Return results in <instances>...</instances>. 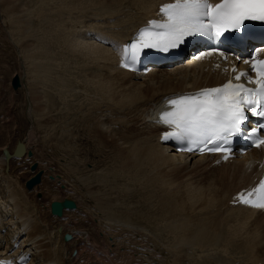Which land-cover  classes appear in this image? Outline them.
Listing matches in <instances>:
<instances>
[{"label":"bare ground","instance_id":"6f19581e","mask_svg":"<svg viewBox=\"0 0 264 264\" xmlns=\"http://www.w3.org/2000/svg\"><path fill=\"white\" fill-rule=\"evenodd\" d=\"M0 1L2 2L1 5H4L5 3L9 7L6 9L3 8L5 11H1L2 13L9 11L13 19H15L14 16H17V49L20 50V59L23 58V65H21L23 69L22 67L20 68L24 74V76H18L21 79V89L27 87L30 94V96L28 95L30 97V102L29 100L27 101L28 107H26V114H28L31 122L29 139H31L34 143L36 142V139H39L40 143L43 146H46L47 143L41 138L43 133H41L43 130L42 124L43 122H46V124L44 123L45 125H47L48 122H50V124L55 123L51 119L52 115L50 114L52 110H50L51 102L49 103L48 101L49 94L47 90L50 88H48V85L55 86L57 82L62 85L63 88H68V91L71 87H73L72 89L74 90H72V96L77 99L80 97L76 96L77 92L78 94L86 93L88 96H92L94 98L96 93L92 90V85L97 82L99 86H102V88L107 90V85L105 84L112 82L111 80L114 78L117 79V75L118 77L121 76V88H124V90L129 89L130 92L128 91L129 93H125L127 96V98L124 97L125 100H123L124 98L113 99V97V104L110 102L111 104L108 105L104 111V118L106 117L105 120L108 121L112 117L116 116L118 117V121H121L120 119L124 117L122 121L125 122L126 118L131 122V126L134 125L138 127L140 131L139 133L141 134L140 146L133 149L132 153L127 155L129 156L128 158H126V155L124 156L126 159H123L122 155L120 156L121 159H119L121 160V167L124 169L126 168L127 170L132 169L138 178L145 173V169L147 168H152L153 170L156 167L161 166V162H164L165 167H161L166 169V165H168L166 163H169L168 166L170 167L171 163L174 166L172 167L173 170L176 167L179 169V172H183L185 174L189 173V175L192 176L194 175L193 179L195 178L197 180L193 184L197 186L198 191L203 190L205 186L201 184L198 179L204 177L203 174H205V183L209 184V182L213 181V172L220 168H229L231 170L241 168V171L243 172L242 174H244L246 178V183H243L242 185H239L238 183L232 192L229 191V193L228 191H223L220 195H218L215 198V201H213L214 205L212 210L207 209V211L204 210L202 213L199 209V212H197L198 210L196 211L195 209L198 207L195 208V204L192 202L194 205H190L192 208L190 210L192 212L195 208L194 211L196 212H194V215L189 213L190 216L188 215L185 220H182L179 216V223H177L175 217V219L171 220V222L167 225V228L177 236V242L175 243L178 244L177 250L179 256L176 259L179 260V264H264V214L262 212H255L236 206L240 192L242 194L244 190L255 187L260 182L263 173V153L255 150L247 152L245 155H238L234 160L222 162L221 157L212 158L210 156H198L196 154H187L183 152L178 154L176 147L163 142V135L167 132V129L159 124V115L168 107L169 100L183 95L195 94L204 88L215 86L223 82L222 74L218 70L212 69V63L209 61L212 59H187L182 63L164 66L161 68H152L151 72L147 76H144L142 73H132L121 68L122 60L118 55L117 50L131 41L133 34L138 30V28L148 25V22L152 19H159V9L162 5L173 3L175 0H99L100 3H102L101 5L99 4L100 7L96 6V4L98 5L96 1H90V4H92L91 6H96V15L93 13L95 18L93 16V18H88L91 17V15L88 13L87 15L89 16L85 15L86 11L83 12L84 14L80 15L84 17L77 21L76 27L80 26V30L82 31L81 33L74 32L72 28L71 31L68 30L67 25L69 24L65 23V21L68 20H64L65 18L61 16L63 19L62 21L59 14L63 13V8L70 5L73 7L70 10L71 14L74 12L73 10L80 11L87 7L88 4L85 7L83 6L88 2H80V4L78 3L77 6H75L76 2H71L69 0ZM54 1L56 2L54 3ZM104 1L109 2L106 3ZM214 1L218 2L219 0ZM50 4L56 8L59 6V9L61 7L63 11L60 10L58 15H55L57 11L53 14V10H47L48 7L51 6ZM1 5L0 10H3V6ZM46 7L47 9H45ZM35 8H37V10L41 9L46 13L44 14L45 21L50 27H47L46 24L41 21L46 27L42 29V32H40L42 34L38 31V35L40 34V37L35 35L36 38L35 41H33L35 42V47L31 48L28 41L33 38L35 32L39 30L40 27H37V23H35L34 27L30 28V31H27V27L24 22L27 18L24 17H32V14H34L33 12L37 11ZM56 8L54 10H56ZM90 10L93 11L92 9ZM54 18H57L58 24ZM75 19L77 18L75 17ZM15 21L16 20L13 22ZM36 22H40V19L39 21L36 20ZM20 28L22 29L21 31ZM94 30L97 31L94 40L90 41L89 38L86 40L85 35L87 33L93 34L95 32ZM47 31H50L48 33L49 35L46 33ZM77 33H79V35ZM44 34L47 37H43ZM33 46L34 45H32V47ZM189 55H191V53ZM30 61H33V70L31 69L32 63ZM35 74H37V79ZM34 79H36V82H34ZM108 80H110V82ZM34 83H36L37 89L41 90L40 92H35L36 88ZM45 88L47 89L46 91ZM121 91L123 92L122 89ZM116 96L121 97L119 93ZM71 105H73V103H71ZM82 109L80 111H82ZM58 128L59 130L64 129L61 125H58ZM100 129L103 132H106L105 129L101 127ZM132 131L134 132L135 130ZM63 135H67V133ZM63 135L58 137V140H61V143L64 137ZM52 137L54 138V134ZM131 140L132 138L129 141ZM21 143H24L28 150V144L24 141ZM8 149L10 150V148ZM123 151L125 152L124 149ZM123 151L121 153H124ZM78 152L80 153L81 151ZM78 152L72 148L71 150H68L67 154H65L66 156H71L70 153L76 155ZM29 153L30 151H27L26 155L23 158H20V160L23 159L24 161H27ZM56 158L58 157H55V159ZM158 158H160L159 160L161 161L159 162V165ZM55 159L51 162H56L57 159ZM60 160H62V158ZM14 161L19 162V160L11 161L9 164V168L11 170L13 169L12 163ZM77 161L78 160H72V163H76ZM66 162L69 161L66 160ZM70 163H68L67 167H65L66 170H70ZM6 166L4 157L1 156L0 168L3 167L5 169ZM161 167L159 168L163 169ZM72 170L74 171V169ZM167 170L169 169L167 168ZM152 172H154V170ZM39 173H42L41 183L38 184L41 187L46 181L43 180L45 175L44 172L41 171V169L39 171L38 168L35 175ZM66 174L68 173L66 172ZM76 174L77 173L75 172V175ZM6 177L8 185L4 184V189H6L8 193V198L5 210L2 209L0 213H2V211H8L10 214L12 213V217H8L10 220H7L8 218H5V215L4 217H0V261L9 264H18L21 259L32 257L31 264H79L82 259V254L85 253L87 257H85L87 261L85 264H105L104 261H106L107 264H114L115 261L121 260V253L117 251L116 253L111 250L110 246L112 243L110 244L109 242V232H111L116 234L114 237V244L116 243L118 246H122L123 244L128 248V250L125 248L124 252H128L127 255L133 264L134 262L136 263L135 258H133L134 255H131L133 249H135V253H137L138 256L142 255V257L140 256L141 259L139 257L138 258L140 259V262L142 261L145 264H170V262H172H169V260L172 259H170V257H172L171 252L167 250L169 254L166 253V248L164 249L162 246L164 244L163 239L160 238L163 237L162 232H165V230L163 231V229L158 227V223L164 220L162 217L173 209V206L168 199V193V197H165V199L163 198L164 201H160L161 208L158 209L159 211L156 210V213L152 210H132L133 208L127 212L123 211L120 213V211H118L119 213H116L118 205H113L111 203L114 200H110L109 194L97 197L99 194L91 190L92 184L90 186L85 185L84 183V186L79 185L77 184L78 180H76L74 176V179L76 180V182H74L76 185H72L71 192L78 194V197L80 195V202H84L83 204L86 207H84L86 211H79L77 206V209L71 211L70 214L83 217L84 220L86 219L88 226H91H89L91 230L88 229V231L82 228L76 229L75 227L72 228L69 226V223L65 221V219L72 221V216L75 215H72L69 219L66 215V211L64 212L62 218L58 217L53 218L51 221H47L45 213L47 210L44 211L40 204L36 203V191L34 193H28L27 187L25 190L23 186H20V183L18 182L19 178L13 175ZM66 177L69 176L67 175ZM99 177L102 178V176ZM157 178L159 179V175H157ZM52 179V181L56 180L55 178ZM6 180L2 182L5 183ZM100 180V178L99 180L97 178L96 181L99 182ZM159 180H157V182ZM148 181V192L146 190L144 191L148 193V200H150L155 195L154 190L155 185L157 184H155L156 181L153 177L148 176ZM61 182H63V184ZM61 182L60 183L64 186H66L65 184H68V182L65 183L63 180ZM79 183L82 184L81 182ZM167 183L169 184V182ZM38 185L28 191L32 192L35 188L39 190L40 187H38ZM159 186L161 187L160 184ZM233 187L234 186H232V189ZM237 195L239 196L236 198ZM190 198L191 197H189V199ZM182 201H184V198ZM187 205L189 204L187 203ZM51 206L49 209L50 212ZM111 206L116 207V210H114L115 212L112 211L114 208ZM8 208H11L12 211ZM110 208H112V210ZM190 210H188V212H190ZM217 214L222 216L221 223H218L215 220ZM16 224L17 226L15 228ZM7 227L8 229H12L14 227L12 232L14 234L12 238L8 240L5 236H3V232L7 229ZM116 231H118V233H116ZM65 235H71V241L67 243L64 242ZM120 235H125L126 239ZM111 236H113V234ZM120 237L124 240H120ZM175 238L172 239L174 240ZM21 239L23 240V243L20 242ZM19 242L20 245L16 248L14 245ZM5 243L7 245V249L3 250L2 247ZM170 248L171 247H169V249ZM9 249L15 250V253L7 252ZM74 251H76L77 254L75 253L73 257ZM82 261L83 260H81V262ZM121 262L122 264H125L123 263V260H121Z\"/></svg>","mask_w":264,"mask_h":264},{"label":"rangeland","instance_id":"374dc122","mask_svg":"<svg viewBox=\"0 0 264 264\" xmlns=\"http://www.w3.org/2000/svg\"><path fill=\"white\" fill-rule=\"evenodd\" d=\"M69 1H71V2L75 1L76 2L75 6H77L78 3L80 4V2H88V3H85L83 7H85L87 4L88 5L86 8H84L80 11L73 10L74 12L72 14L70 12V10L73 8L71 5H70L71 7L68 6V7L63 8L64 11L61 9V7L59 9L58 8L59 6H57V8H56L52 4H50L51 6H49L50 9H49V7H48V9H47V7L45 9L53 10L52 11L53 14L56 13V11H57V13L55 15H58V13H60V10H62L63 13H60L59 15H60V17L62 16L63 18H65L64 20H68V21H65V23L69 24V25H67V29L71 31V28H72V30L74 32L81 33L82 31L80 30V26L76 27L77 21L82 19V17H84V16H80V15L84 14L83 12L86 11L85 15H87V13H88L89 15H91V17H88V18H93L96 15V8L95 7L96 6L100 7V5L102 3H100L99 0H94V2L96 1V3H98V5L96 4V6L95 5L91 6L92 4H90V1H93V0H82V1L81 0H69ZM55 2L56 1H54V3ZM104 2L108 3L109 1H104ZM1 4H2V2L0 3V5ZM1 6H3L2 9L3 8H5V9L9 8L8 5L5 3H4V5H1ZM55 8H56V10H54ZM35 9L37 10V8H35ZM86 9H88V10H86ZM90 9H92L93 11H91ZM1 11H5V10L4 9L0 10V13H2ZM41 11H42L41 9H38L37 11L33 12L34 14H32V17L31 16L24 17V18H27L24 21L25 25L27 27V31H30L29 29L33 28L35 23H37V25H36L37 27H40V29L35 32L33 38L29 39V41H28L29 45H31V48L35 47V42H33V41H35V38H36L35 35L40 37V34H42V33H40V32H42V29H44L46 26L50 27L49 24L48 23L46 24V21H45V15L44 14H46V13L43 11L41 12ZM8 13H9V11L2 13L3 15L0 14V158H1V156H3V151L6 148H10V151L13 152L14 149L16 148L17 144L19 142H22V141H24L26 144H28V147H29L28 151L32 152L33 157L32 158L28 157L27 161H24L23 159L19 160V162L14 161L12 163L13 169L11 170L9 168L8 172L6 170L7 166L5 167V169L3 167L0 168L1 169L0 170V211L2 209L5 210L6 201L8 198V193H7L6 189H4V184L8 185V182L6 180V178H7L6 176H9V175L12 176L13 175V176L19 178L18 182L20 183V186H23L26 190V182H28L32 177H34V175L36 173V172L31 171V165L34 163L39 165V167H38L39 171L41 169V171L44 172L45 175H44L43 180H45L46 182L41 187L38 185V187H40L39 190H37V188H35V190H33L32 192H29L28 190H27V192L28 193H34L36 191V193H37V194H35L36 203H39L40 206L44 209V211L47 210L45 212L47 221H51L53 218H55L54 216H52L51 212L49 211L51 204L53 202L63 201L66 198L72 199L73 201H75L77 206H78L79 211H86V209H85L86 207L83 204L84 202L83 203L80 202V200H81L80 195L78 197V194L71 192V190H72L71 187H72V185H76V183H75L76 180H78L77 184H79V185L84 186V184H85V185L90 186L92 184L91 190L94 191L95 193L99 194V195L96 194V195H98L97 197H99L101 195L109 194L110 200L111 201L114 200L115 203L117 202L116 204L114 203V201L111 202L113 205H118L117 208L115 206L114 207L111 206L112 208H114L113 210H112V208H110L112 211L117 209L116 213H119L118 211H120V213L123 211L127 212V211L131 210L132 208H133L132 210L139 209V210H152L153 212H155L156 210L159 211L158 209L161 208V205H160L161 202L160 201H164L165 197L167 198L169 196L168 199L170 200V202L173 206V209L171 210L172 212L171 211L167 212L165 214V216L162 217L164 220H162L160 223H158L159 226L158 225L157 226L160 227V229H163V231L165 230V232H162L163 237H160V238L163 239L164 244L162 246L164 247V249L166 248L165 251L168 250L169 252H171L172 257H170V259L171 258L172 259L169 260V262L170 261H172V262H170V264H179V260L176 259L179 256L178 250H177L178 244L175 243V242H177V236L170 229L167 228V225L171 222V220L175 219V217H176L175 220L177 221V223H179L180 217L182 220H185L187 218V216L189 215V213L194 215L195 214L194 212H196L197 210H198L197 212H199V209L202 211V213L204 212V210L207 211V209L212 210L213 205H214L213 201H215V198L218 195H220L223 191L232 192V190H234V188L238 185V183H239V185L246 183V178H245V175L242 174L243 172L241 171V168L234 169V170H231L229 168L217 169V171L213 172L214 178H213V181L209 182V184L205 183L206 182V179L204 178L205 174H203L204 177L201 176L202 178H200L198 180L200 181L201 184H203L205 186H204L203 190L198 191L197 186H195V184H193L197 180L195 178L193 179L194 175L192 176V175H189V173L185 174L183 172H179V169L176 167H175L176 169L174 168V170H173L172 167H174V166L171 163H170L171 167L168 166L169 163H166V164H168V165H166V167L169 169V170H167V168L166 169L163 168V167H165V165H164L165 163L161 162L159 160L160 158H158V165H159V162H161L160 165L163 167H161V166H159V167H161L163 169L156 167L158 170L155 168V169H153L154 172H152L153 171L152 168H147V169H145V173L143 175L139 176L138 178L136 177V173L132 169L127 170L126 168L124 169L123 167H121L122 165L120 162L121 161L120 156L122 155V158L126 159L129 157L127 155L131 154L133 149L138 148L140 146L139 144H141V134L139 133L140 131H139L138 127L134 126V125L131 126L132 125L131 122L128 121L126 118H125V122H123L122 119H124V117L122 119H120L121 121H118V117H116V116L112 117L108 121L105 120L106 117L104 118V115H105L104 111L106 110V107L111 104L110 102H112V104H113V99H118V98L123 99L124 97L127 98L126 94L130 92L129 89L124 90V88H121L122 86H120V83L122 82V80H121L122 77L121 76L118 77V75L116 77L117 79L114 78L113 80H111L112 82H110V80H108L110 82V83H108L109 85L105 84V85H107L106 86L107 90L105 88H102V86H99L97 82L94 85H92V90L96 93L95 94L96 96H94L95 99L92 96H88L86 93L78 94V92L76 93V96L77 97L80 96V97H79V99H77L74 96H72L73 95L72 90H74V89H72L73 87H71V89L69 90L70 91V93H69L68 88H66V87L63 88V86L57 82H56L55 86H52V85L49 86L48 85V88L49 87L50 88L48 90L45 88V91L47 90V92L49 94L48 95V101H49V103L51 102L50 103V105H51L50 110H52V112L50 113L52 115L51 119L56 124L55 123L50 124V122H48L47 125H45L46 122H43V124H42L43 130L41 131V133L42 132L43 133H42L41 138L43 141H45L47 143L46 146H43L40 143L39 139H36V142L34 143L31 139H29V136H30L29 133H30V127H31L30 123L31 122H30V118H29L28 114H26L27 113L26 107H28L27 101L29 100V102H30V97H29L30 94H29L28 88L25 87L24 89H19L18 91L13 90V88H12L13 78L16 75L17 76L19 75L20 77L22 75L24 76V74L22 71L23 67L21 66V65H23L22 64L23 58L20 59V57H19L20 50L17 49V37H16L17 36L16 35V32H17L16 31L17 16H14L15 19H13V17H11L12 15L10 13L9 14ZM37 13H38V15H37ZM35 15H37V16H35ZM89 15H87V16H89ZM38 16H40V17H38ZM62 17H61V19H62ZM75 17L77 19H75ZM28 19L29 20L31 19V20L29 21ZM39 19H40V22H36V20L39 21ZM83 19H85V18H83ZM10 20H12V21H10ZM14 20H16V21L13 22ZM54 20H56V22H57V18H54ZM41 21L43 23H45L46 26ZM62 21H63V19H62ZM38 23H40V24H38ZM57 24H58V22H57ZM41 25H42V27H41ZM21 28H20V31L23 29V28L22 29ZM85 30H87V29H85ZM38 31L40 33L39 35H38ZM49 32L50 31H47L46 33L48 34ZM96 32L97 31H95L93 34L87 33L85 35V39L87 40L89 38L90 41L94 40ZM79 33H77V34L79 35ZM45 34L43 35V37H47L49 35V34L48 35L46 34L47 36H45ZM32 45H34V46L32 47ZM94 45L97 46L96 44H94ZM30 62L32 63L31 69L33 70L34 69L33 61H30ZM43 63H44V60H43ZM20 67H22V69ZM148 74H144V76H147ZM35 75H36V79H37V74H35ZM36 79H34V82H36ZM56 79H57V75H56ZM25 80H26V78H25ZM115 80H116V82H115ZM120 80H121V82H120ZM34 85L36 88L35 92L36 91L40 92L41 90L37 89L36 83H34ZM43 87H44V85H43ZM118 87H120V88H118ZM55 89L58 91H56ZM121 89L123 90V92L121 91ZM96 90H98V91H96ZM110 91H111V94H110ZM114 92H115V94H114ZM118 93L121 95V97L116 96ZM39 96H41V95H39ZM64 98H65V100H64ZM80 98H81V100H80ZM125 98L123 100H125ZM103 100H104V102H103ZM68 102H70V103H68ZM71 103H73V105H71ZM81 109H82V111H80ZM100 109H102L103 111ZM102 112H104V113H102ZM108 114H109V112H108ZM68 122H69V124H68ZM58 125L63 126L64 129L59 130ZM100 127L105 129L106 132H103L100 129ZM129 127H130V129H129ZM132 130H135V131L133 132ZM48 132H50V133H48ZM65 133H67V135H63ZM53 134H54V138L52 137ZM104 134H105V136H104ZM61 135L64 136L63 137L64 140L62 139V143H61V140L60 141L58 140V137H60ZM102 138H104V139H102ZM131 138H132V140L129 141ZM138 141H140V142H138ZM121 145H123V146H121ZM122 147L125 150V152L123 151ZM72 148H74L77 152L78 151H81V152L80 153L78 152L76 155H73V153L72 154L70 153L71 156H66L68 150H71ZM122 151L124 153H121ZM64 154H65V156H64ZM53 155L55 157H58V158H56L57 160L55 159V157ZM125 155L127 156L126 158L124 157ZM60 157L62 158V160H60L61 159ZM54 159L56 160V162H51ZM71 159L75 160V161L78 160V161L76 163H72ZM66 160L69 162H66ZM68 163H70V165H69L70 170H68V169L66 170V168H65V167H67ZM72 169H74V171ZM159 169L161 171H164V170L165 171L161 172ZM156 170H157V172H156ZM150 171H151V174H150ZM66 172L68 174H66ZM75 172L77 173L76 175H78V176L75 175ZM97 174L99 176H102L103 179L101 177H99ZM164 174L166 175V177ZM67 175L69 177H66ZM91 175H92V177H91ZM157 175H159V179H161V180H159L157 178ZM74 176H75L76 180L74 179ZM148 176L153 177L156 181L155 184H157V185H155V190H154L155 195L150 200H148V193H147L148 189H149V188H147L148 182H149ZM56 177H58V178H56ZM236 177H237V179H236ZM241 177H242V179H241ZM52 178H55L56 180L52 181L53 180ZM94 178H96V179H94ZM97 178H98V180H99V178L101 180L99 182H97L96 181ZM5 180H6V182L3 183L2 181H5ZM62 180L65 181V183L68 182L69 185L68 184H65L66 186L62 185L63 184V182H61ZM157 180H159L158 182H160V183H158ZM88 181H90V182H88ZM164 181L166 183L169 182V184H171V185H169L168 183L166 184ZM79 182H81L82 184H80ZM235 183H236V185H235ZM159 184L161 185V187L159 186ZM184 185H186L188 187H186ZM162 186H163V189H162ZM232 186H234L233 189H232ZM5 187H7V186H5ZM144 190H146L147 192ZM142 191H144V192H142ZM143 193H144V195H143ZM111 197H113V198H111ZM189 197H191V198L189 199ZM183 198H184V201H182ZM189 202H191V203L193 202L196 206L193 203L191 204ZM187 203L189 205H187ZM190 205L191 206L194 205L195 208L196 207H198V208L195 209L193 207L196 211H194V209H193V211H192L193 213H192L190 210V209H192ZM216 206H217V204H216ZM187 209L190 210V212H188ZM9 210L12 211L11 208ZM221 213H223V212H221ZM11 214L8 211H2V213H0V217L1 216L4 217V215H5V218H8L9 216H11ZM66 215L70 219L71 216L75 215V214H70V212H66ZM72 217H73L72 221L65 219V221H67L69 223V226H71L72 228L75 227L76 229H81V228L85 229V230L90 229L89 228L90 225L88 226L86 219L84 220L83 217H80L77 215L72 216ZM221 217H222L221 215L217 214L215 217V220L218 223H221V220H222ZM7 220H10V219L8 218ZM16 226H17V224L15 225V228H16ZM13 229H14V227L12 229L11 228L8 229V227H7V229L4 230L3 236H5L7 238V240L12 238V236L14 234V233H12ZM166 229H168V230H166ZM116 233H118V231H116ZM109 234H110L109 235V242H110V244L112 243L110 246L111 250L121 253L120 259L123 260V263L131 264L132 261H130L131 259H129V257L127 255L128 252H126V253L124 252L125 248L127 250H128V248L126 246H124L123 244H122V246H118V244H116V243L114 244V240H115L114 237L116 234L111 233V232H109ZM112 234H113V236H111ZM120 236L124 237V239H126L125 235L124 236L120 235ZM175 236H176V238H175ZM121 237L119 239L123 241L124 239H122ZM24 238H23V240H24ZM172 238H175V239L173 240ZM23 240L21 239L20 242L23 243ZM173 241H174V245H173ZM20 242L16 243L14 246L16 248H18L20 245ZM6 243L2 247L3 250L7 249ZM166 245L168 248L166 247ZM169 247H171V248L169 249ZM10 251L12 253L15 252V250H12V249H10ZM168 251L166 252L167 254H169ZM70 252H72V251H70ZM75 253L77 254V252L74 251L73 257H74ZM120 253H119V255H120ZM134 253H135V249H133V252H131V255H134V257L133 256L132 257L135 258V261H136V263L134 262V264H145L142 261L140 262V259H141L140 256L142 257V255L138 256L137 253H135V254ZM85 257H86V254L85 253L82 254L81 260H83V261L81 262V260H80L79 264H85L87 262L86 261L87 257L86 258ZM31 259H32V257H27V262L25 264H31V262H32ZM121 260H119V261L117 260L118 262L115 261L116 263L114 262V264H122ZM104 263L107 264L106 261H104ZM87 264H89V263H87Z\"/></svg>","mask_w":264,"mask_h":264},{"label":"snow or ice","instance_id":"6c2138e0","mask_svg":"<svg viewBox=\"0 0 264 264\" xmlns=\"http://www.w3.org/2000/svg\"><path fill=\"white\" fill-rule=\"evenodd\" d=\"M161 12L166 17L165 21H149L136 39L124 46V67L131 66L128 61L135 64L145 49L167 52L179 47L186 37L199 34L219 39L229 30L241 29L245 21L264 22V0H220L219 3H212L211 0H175V3L163 5ZM261 51L264 49H256L253 56L244 61L251 65L255 78L244 71L234 77L235 81L247 77V83L256 87L229 80L221 87L206 88L195 94L170 99L171 110L162 112L159 118L160 123L172 129L164 133L163 139L205 145L219 142L221 146L208 150L230 152L231 149L223 147V144L241 133L242 125L248 118L247 113L264 120V59H257ZM211 54L205 52L201 56ZM219 55L227 59L223 51H219ZM232 71L235 73L238 70L233 68ZM261 130H264V123L254 128L252 135L257 136ZM261 145H264V138L257 137L255 146ZM224 158L227 159V155ZM239 199L244 204L264 209V181L247 196L240 194Z\"/></svg>","mask_w":264,"mask_h":264},{"label":"water","instance_id":"95a60500","mask_svg":"<svg viewBox=\"0 0 264 264\" xmlns=\"http://www.w3.org/2000/svg\"><path fill=\"white\" fill-rule=\"evenodd\" d=\"M21 87H22L21 79L19 78V76L16 75L12 81V88L17 91ZM26 153H27V147L24 143H21V142L18 143L15 149V152L13 154H11L9 150L5 149L3 151V154L6 159L7 172L9 171L10 161L15 158L17 159L23 158L26 155ZM29 157L31 158L33 157L32 152L29 153ZM37 170H38V165L34 164L31 167V171L36 172ZM41 178H42V173L36 174L34 178L30 179L26 183L27 189L32 190L36 185L40 184ZM76 209H77L76 203L73 200H69V199H64V201L62 202H59V201L54 202L51 206L52 215L55 217H59V218L63 217V214L65 211H73ZM70 240H71V235H65L64 241L69 242Z\"/></svg>","mask_w":264,"mask_h":264}]
</instances>
